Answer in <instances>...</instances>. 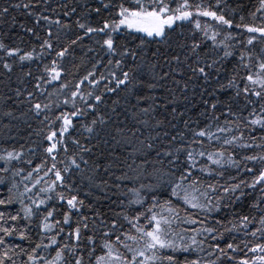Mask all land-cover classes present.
<instances>
[{
	"label": "snow or ice",
	"instance_id": "snow-or-ice-1",
	"mask_svg": "<svg viewBox=\"0 0 264 264\" xmlns=\"http://www.w3.org/2000/svg\"><path fill=\"white\" fill-rule=\"evenodd\" d=\"M0 264H264V0H2Z\"/></svg>",
	"mask_w": 264,
	"mask_h": 264
},
{
	"label": "trees",
	"instance_id": "trees-1",
	"mask_svg": "<svg viewBox=\"0 0 264 264\" xmlns=\"http://www.w3.org/2000/svg\"><path fill=\"white\" fill-rule=\"evenodd\" d=\"M0 2H2V0H0ZM233 3H235V0H233ZM244 3L245 4H249L250 3V0H244Z\"/></svg>",
	"mask_w": 264,
	"mask_h": 264
}]
</instances>
